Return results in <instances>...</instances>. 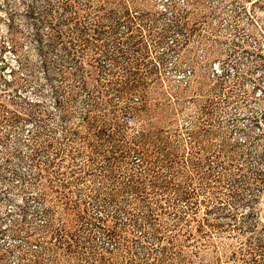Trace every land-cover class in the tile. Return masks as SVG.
I'll use <instances>...</instances> for the list:
<instances>
[{
	"label": "rangeland",
	"instance_id": "1",
	"mask_svg": "<svg viewBox=\"0 0 264 264\" xmlns=\"http://www.w3.org/2000/svg\"><path fill=\"white\" fill-rule=\"evenodd\" d=\"M0 264H264V0H0Z\"/></svg>",
	"mask_w": 264,
	"mask_h": 264
},
{
	"label": "trees",
	"instance_id": "2",
	"mask_svg": "<svg viewBox=\"0 0 264 264\" xmlns=\"http://www.w3.org/2000/svg\"><path fill=\"white\" fill-rule=\"evenodd\" d=\"M133 87L134 86H126L125 89L130 90ZM100 132L103 135L104 132L103 131ZM133 143L134 146L132 147L130 146L128 150L127 149L123 150L121 152L122 153L121 156L125 158L132 156L133 153H137L141 158L142 164H146L145 169L148 175H150L151 178L150 181L152 182L153 188L155 190L160 191L159 193L163 197V199L173 198L174 200L177 201L186 202L188 207L185 210V212H188L189 209H191L192 211H194V213H196L195 210L199 207V204L197 201L192 200L193 191H191L190 189L185 190V187L188 188L187 186H189V184L186 185L189 180V174L187 172L188 160L183 161V158H178L176 156H173L171 153H169L164 155L163 157L157 158L156 161H152L150 160V155L148 154L146 148L141 144L140 141L137 142L133 141ZM116 151L117 148H115L114 152ZM164 170L167 171V174L165 176L161 175V173H163ZM79 207L80 205H76L73 207H69V209L71 208L77 209ZM78 210H79L77 212L78 219L83 221L86 217L83 213L85 209L79 208ZM250 213L251 214L255 213L254 209L253 212ZM62 231H66V226L62 227L57 235L61 236L63 234L61 233ZM108 235L112 236L113 231L109 232ZM65 240L66 239H64V241ZM66 247L71 249L72 244L67 242Z\"/></svg>",
	"mask_w": 264,
	"mask_h": 264
}]
</instances>
